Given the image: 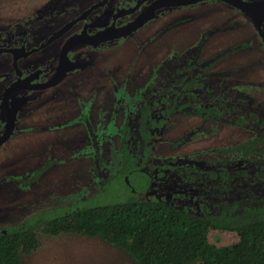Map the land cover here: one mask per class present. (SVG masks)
Here are the masks:
<instances>
[{"label":"trees","instance_id":"obj_1","mask_svg":"<svg viewBox=\"0 0 264 264\" xmlns=\"http://www.w3.org/2000/svg\"><path fill=\"white\" fill-rule=\"evenodd\" d=\"M212 34L163 63L120 131V169L115 176L97 170L106 182L120 179L130 186L136 184L132 176L141 174L147 184L131 189L122 202L91 205L82 199L74 209L49 208L0 227V264H25L22 255L41 248L42 231L100 238L134 264H264V98L257 82L246 87L236 77L239 70L220 68L248 45L203 58ZM178 117L242 129L249 137L213 149L207 161L172 165V159L154 157V138ZM50 167L45 164L30 182ZM156 176L169 197L146 196ZM222 232L237 239L224 243Z\"/></svg>","mask_w":264,"mask_h":264},{"label":"rangeland","instance_id":"obj_2","mask_svg":"<svg viewBox=\"0 0 264 264\" xmlns=\"http://www.w3.org/2000/svg\"><path fill=\"white\" fill-rule=\"evenodd\" d=\"M43 2L0 0V23L25 12L30 14ZM211 31L213 34L204 44L203 58L239 44L248 45L220 68L239 70L236 77L246 87L257 82L264 98V45L245 16L220 1L170 8L133 38L97 52L94 68L71 75L56 90L37 95L40 103L36 111L23 122L19 135L3 147L6 151L0 167L4 163L6 167L0 171V178L2 174L6 176L0 183V227L17 224L49 208L74 209L81 205L78 203L82 199H88L91 205L122 202L132 196L131 189L144 187L147 181L141 174L132 176L131 181L136 182L133 186L120 179L106 182L96 175V162L100 159L104 174L115 176L121 166L118 148L126 110L132 109L147 84L158 79V70L166 60L198 48L204 35ZM121 99L124 103L119 111L116 103ZM89 110H92L91 126L82 120ZM115 112H119L117 116ZM247 137L249 134L242 129L203 123L197 117H178L159 139L154 138V156L174 161L197 158L204 162L212 157L208 154L213 149L231 146ZM181 138L186 141L173 147ZM48 161L52 166L46 175L27 190L34 172ZM102 182L106 185L99 194ZM161 182L158 177L146 196L169 197ZM219 237L224 243L237 239L228 232L220 233ZM40 238L42 246L38 251L22 255L25 264H134L122 250L100 238L55 235L51 231L47 234L42 231Z\"/></svg>","mask_w":264,"mask_h":264},{"label":"flooded vegetation","instance_id":"obj_3","mask_svg":"<svg viewBox=\"0 0 264 264\" xmlns=\"http://www.w3.org/2000/svg\"><path fill=\"white\" fill-rule=\"evenodd\" d=\"M160 1L161 0H44V2L38 5L35 11L30 14L25 12L18 17H12L13 19L7 18V20L1 21L0 141L9 130L8 126L10 123L14 121L15 126L13 133L7 141L0 144V162L6 151V149H3L4 145L14 140L15 137L19 135L23 122L36 111L40 103V97L37 95L52 88L56 90V88L62 85L71 75L79 72L84 74L83 72L94 68L97 65V52L117 46L123 40L131 38L136 32L159 18V16H164L170 8H174L162 7L156 9L155 7L161 6L162 2ZM220 2L233 8L242 16H245L264 45V0L238 1L248 7H254L250 11L252 15L226 2ZM44 7H46L47 10L44 11ZM150 14H155V17L150 19ZM143 15L149 16V18L142 27L126 36L112 39L117 36L116 34H118L121 28L133 23ZM106 32H108V34ZM99 36L103 37V39L97 40ZM46 51L47 53L45 54L47 55L42 54ZM41 55H43V57H40ZM57 74L63 78L58 83L51 86V84L56 82L55 76ZM122 103H124L122 99L120 102L116 103L119 111L123 105ZM132 110L133 107L132 109L126 110V120L131 115ZM91 111L92 110L87 111V114H85L86 117L82 119L85 122L88 121L87 124H89V126H91L89 121ZM118 113L119 112H115V116H117ZM197 130L201 131V128ZM107 137L108 136H106V138ZM108 138H110V136ZM97 159L98 158L95 159V162ZM191 160L200 159L188 158L182 160V158H177L175 161L173 160L172 165L182 164L184 162L189 164ZM48 163H51L52 166V162L48 161L46 164ZM96 165L98 167L97 170L101 169L100 159L98 163L96 162ZM2 167L3 168L0 167V171H5L6 163H4ZM42 167L43 164L40 169ZM49 169H47L40 178L45 176ZM5 176V174H2L0 183L3 182ZM39 179L37 180L38 182ZM157 179L158 177L156 180ZM152 183H154V180L151 177L150 186L153 185ZM35 184L36 182L29 184L28 187H26L27 190L31 187L33 188ZM19 185H22V183ZM166 191L167 190H165V192Z\"/></svg>","mask_w":264,"mask_h":264},{"label":"water","instance_id":"obj_4","mask_svg":"<svg viewBox=\"0 0 264 264\" xmlns=\"http://www.w3.org/2000/svg\"><path fill=\"white\" fill-rule=\"evenodd\" d=\"M204 1H210V0H161L160 1V2H162L161 3V6H157L155 8L156 9H158V8L160 9L162 7L189 6V5H194V4H197V3H200V2H204ZM220 1L226 2V3L230 4V5H232L233 7L238 8V9H241L244 12H246L247 14L252 15L250 11L254 7H252V6H249L248 7L246 5L241 4V2H238L240 0H236V1H232V0H220ZM150 11H152V10H150ZM149 16L151 17L150 19H153L155 17V14H150ZM149 16L143 15L141 18L137 19L133 23H131V24H129V25L121 28L119 30L118 34H116L117 36L113 35L115 37H113L112 39H114V38H121L122 36H126V35L134 32V31H136L137 29H139L140 27H142L148 21ZM106 33L108 34V32H106ZM99 39H103V37H100L99 36L97 40H99ZM55 78H56V82H54L53 84H51V86L52 85H55L56 83H58L63 77L62 76H59L57 74L55 76ZM13 123H14V125H13ZM14 126H15V122L13 121L8 126L9 127V130L7 131V133L3 137V139L0 141V144H2L5 141H7V139L11 136V134L13 133V130H14Z\"/></svg>","mask_w":264,"mask_h":264}]
</instances>
